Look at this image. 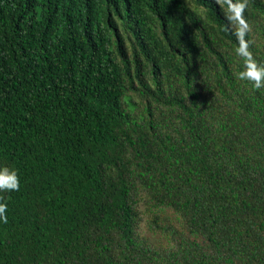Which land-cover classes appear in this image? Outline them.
I'll return each instance as SVG.
<instances>
[{"label": "trees", "instance_id": "trees-1", "mask_svg": "<svg viewBox=\"0 0 264 264\" xmlns=\"http://www.w3.org/2000/svg\"><path fill=\"white\" fill-rule=\"evenodd\" d=\"M243 0H0V264H264V89ZM264 64V0H247Z\"/></svg>", "mask_w": 264, "mask_h": 264}, {"label": "clouds", "instance_id": "clouds-1", "mask_svg": "<svg viewBox=\"0 0 264 264\" xmlns=\"http://www.w3.org/2000/svg\"><path fill=\"white\" fill-rule=\"evenodd\" d=\"M247 0L236 5V12L231 14L232 23L235 27L239 46L236 55L243 60V70L238 74V79L252 85L254 90L264 89V64L256 59L251 50L252 42L245 37L251 32V26L243 17ZM20 179L18 172L8 166L0 167V192L18 191ZM8 206L0 197V221L7 223Z\"/></svg>", "mask_w": 264, "mask_h": 264}]
</instances>
